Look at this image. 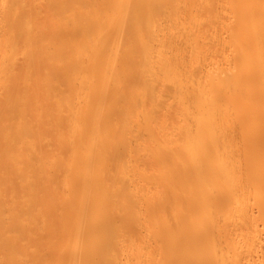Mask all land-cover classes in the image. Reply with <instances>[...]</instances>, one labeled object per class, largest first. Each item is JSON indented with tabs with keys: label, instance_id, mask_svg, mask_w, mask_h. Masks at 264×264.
Segmentation results:
<instances>
[{
	"label": "rangeland",
	"instance_id": "1",
	"mask_svg": "<svg viewBox=\"0 0 264 264\" xmlns=\"http://www.w3.org/2000/svg\"><path fill=\"white\" fill-rule=\"evenodd\" d=\"M4 106L0 264H264V0H0Z\"/></svg>",
	"mask_w": 264,
	"mask_h": 264
},
{
	"label": "bare ground",
	"instance_id": "2",
	"mask_svg": "<svg viewBox=\"0 0 264 264\" xmlns=\"http://www.w3.org/2000/svg\"><path fill=\"white\" fill-rule=\"evenodd\" d=\"M76 37H78V39L79 38H81V37H83V34L80 36H78V35H76ZM82 39V38H81ZM65 48V47H64ZM63 48L62 47H60V51H62V55L64 54V50H62ZM67 51H69L68 49H66ZM70 52V51H69ZM7 113H8V111H7V109H6V106H4L3 107V109H1V111H0V140H1V137H3V132H1L2 131V127H1V125H2V122L5 120V117L7 116ZM17 114H14V116H12V119L14 120V118H16V117H18V116H16ZM211 123V122H210ZM211 125H213V123L211 124ZM215 125V124H214ZM212 127V126H211ZM214 127H216V125L214 126ZM218 129V128H217ZM222 165V164H221ZM220 168V167H219ZM220 169H222L221 171L225 174H227L228 172H226L227 170H228V168H226L225 166L224 167H222V168H220ZM227 169V170H226ZM213 171V170H212ZM228 175V174H227ZM217 176V175H216ZM219 177V176H218ZM1 178V177H0ZM91 226L92 227H95L96 226V224L93 222L92 224H91Z\"/></svg>",
	"mask_w": 264,
	"mask_h": 264
}]
</instances>
